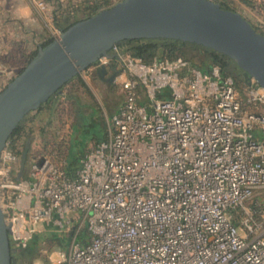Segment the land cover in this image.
<instances>
[{
	"label": "built area",
	"instance_id": "obj_1",
	"mask_svg": "<svg viewBox=\"0 0 264 264\" xmlns=\"http://www.w3.org/2000/svg\"><path fill=\"white\" fill-rule=\"evenodd\" d=\"M253 1L264 25V0ZM51 33L60 39L63 30ZM110 54L79 75L115 60L125 98L109 137L80 157L74 176L66 159L30 153V174L18 179L21 148L9 140L2 151L11 243L24 250L45 222L69 230L78 212L90 237L61 252L67 264H264V202H254L264 189V88L250 78L241 95L218 65L146 62L119 45Z\"/></svg>",
	"mask_w": 264,
	"mask_h": 264
},
{
	"label": "water",
	"instance_id": "obj_2",
	"mask_svg": "<svg viewBox=\"0 0 264 264\" xmlns=\"http://www.w3.org/2000/svg\"><path fill=\"white\" fill-rule=\"evenodd\" d=\"M136 39H175L232 58L248 79L264 88V34L240 12L215 0H121L71 25L37 54L0 92V160L10 136L32 111L54 98L80 71L114 46ZM103 66L100 74H107ZM116 73L113 75V79ZM29 143L22 154L24 174ZM10 226L0 198V264H15Z\"/></svg>",
	"mask_w": 264,
	"mask_h": 264
},
{
	"label": "rangeland",
	"instance_id": "obj_3",
	"mask_svg": "<svg viewBox=\"0 0 264 264\" xmlns=\"http://www.w3.org/2000/svg\"><path fill=\"white\" fill-rule=\"evenodd\" d=\"M36 1L37 0H34L32 5L34 6L33 12L37 23L30 25V28L33 29V33L42 31L40 41H43L44 38L46 39L48 36L52 35V30L59 28L52 16L54 15V9H58L61 0L59 4L57 0H45L48 2L50 9L40 12V14L35 4ZM215 1L221 3L228 0ZM64 2H67V0H64ZM0 10H2V3L0 5ZM256 30L264 34V26H257ZM36 45L37 43H34L31 52L34 51ZM119 47L124 50L126 49L122 45H119ZM15 50L18 51L16 54L10 53L6 55L8 56L6 58L8 61L12 60L11 62L14 63V65H17L16 67L18 68L16 71L20 73L19 70L22 71L28 64V55H30L31 52H28V50L24 52L23 46H17ZM202 54L204 57V52L190 50L187 52V57H184V59L191 62L192 67L198 68L195 64H200L202 62ZM19 67L21 68L19 69ZM18 73L12 75L11 78L0 80V92L16 75H18ZM247 81L243 82L239 80L237 83V88L241 95H245L246 93L248 87ZM124 98L125 94L122 86L116 82H109L108 77L107 79H102L98 74H94L89 79L85 80L82 76L77 75V78L71 84H68L53 98V103L45 105L41 110L32 111L28 114L24 122V133L19 141V143L25 145V147L23 146V151L29 143L28 160L24 176H28L31 171L30 153L48 156L55 155V159L58 160L55 162L61 165L65 163V161H63L64 159L67 160L69 151L79 153L81 150H88L91 146H94L96 141L108 138L112 130L111 117L119 105L123 103ZM261 112L264 113V106L261 107ZM259 133L264 137V133ZM60 137L63 139H59ZM261 199L264 200V189L258 192L254 202H260L262 201ZM79 215H81V213H79ZM70 225L69 230L59 231V229H56L57 231H50L49 234L44 236L46 239H42L39 243L38 248L33 254L34 256H19V258H16L15 264H67L66 262H61L60 254L66 250L61 249L54 234H58L57 238H59L61 244L65 247L67 246L68 249L74 239L80 241L85 237H89L84 223L74 220ZM42 227V225L39 226L40 229ZM39 228H36L34 236L37 234L41 235V233L38 232ZM83 228L84 230L81 235L72 236L74 235V231L79 232ZM65 235L71 236L67 238ZM11 245L16 249L14 255L21 252L14 247L13 243H11Z\"/></svg>",
	"mask_w": 264,
	"mask_h": 264
},
{
	"label": "trees",
	"instance_id": "obj_4",
	"mask_svg": "<svg viewBox=\"0 0 264 264\" xmlns=\"http://www.w3.org/2000/svg\"><path fill=\"white\" fill-rule=\"evenodd\" d=\"M224 8L236 11L228 1L221 2ZM109 8V4L107 2H102V0H96L94 4L90 5V7H87L82 10V13H79L80 9H73V11L70 12V14L67 15V17L57 18L55 17V23L61 30H66L71 25L75 24L78 21H81L83 19H86L88 17H91L101 10ZM71 17V19H70ZM255 27V25H253ZM256 29V27H255ZM54 40V38L51 36H48L46 39L44 38L43 41H40L37 43L34 51L30 53L28 58V63L31 61V59L37 54L39 46L47 45L51 43ZM120 45L124 46L126 51L131 52L134 56L142 58L146 62H151L154 59H178V58H186V54L190 50H196V51H202L204 52V57L202 54V62L200 64H195L199 69L203 70L204 72H208L212 69L213 66L218 65L221 67L222 71L226 75H231L234 77L236 84L239 82V80H242L243 82L247 81V77L244 75V71L237 65V63L230 58L229 56L220 53L212 48L204 47L202 45H198L195 43L185 42L181 40H175V39H136V40H129L122 42ZM74 77L71 81H69L62 89H64L68 84H71L75 79ZM241 78V79H239ZM80 81L83 83V81L80 79ZM61 89V90H62ZM53 98L49 99L47 102L43 103L42 106L39 108L40 110L44 108L45 105L53 103ZM38 109V110H39ZM28 115L25 117V119L18 125L17 129L13 132V134L10 136L9 140H11L12 144H14V147H19L20 152L23 153V146L24 144L19 143L20 138H22V134L24 133V122L26 121ZM259 137L264 138L261 133L258 134ZM78 152H71L69 151L67 155V163L65 165V170L68 175L74 176L78 169L80 168V157ZM86 226V225H85ZM84 226V228H85ZM84 228L79 231L78 233L75 231L74 236H79L82 234ZM87 228V226H86ZM87 232L88 228H87ZM56 239L58 240L61 249L68 250V247L61 244L60 239L57 238L58 234H54ZM45 235L37 234L35 235L32 240L29 242L28 246L21 250L18 254L16 253L14 255V258L21 257H29L32 256L36 249L39 246V243L44 239ZM67 235H65L66 237ZM71 235H68L70 237ZM90 237V233H89ZM89 237H85L81 239L80 243H87L89 240ZM46 239V238H45ZM53 239V238H51ZM34 256V255H33Z\"/></svg>",
	"mask_w": 264,
	"mask_h": 264
},
{
	"label": "crops",
	"instance_id": "obj_5",
	"mask_svg": "<svg viewBox=\"0 0 264 264\" xmlns=\"http://www.w3.org/2000/svg\"><path fill=\"white\" fill-rule=\"evenodd\" d=\"M33 1L4 0L2 2V10H1V18H0V80L11 78L12 75L18 73V71H16L18 68L16 67L17 65H14V63L11 62L12 60L8 61V59L6 58L8 56L6 55L10 53L16 54L18 52L15 50L17 46H23L24 52L25 50L31 52L34 43L40 42L42 31H36L35 33H33V29L30 28V25L32 24L34 25V23H37L35 14L33 12V7H34L32 5ZM95 1L96 0H67V2H64V0H61V3L59 4L60 0H57L59 6L57 10L54 9L53 12L54 15L52 17L54 20L55 17H57L58 19L62 17H67V15L70 14V12L73 11V9H80L79 13H82L83 9L90 7V5L91 4L93 5ZM119 1L121 0H104V2H107L109 4V7L113 6ZM228 2L236 11L240 12L244 17H246L251 22L252 25H255L256 27L264 26L260 22L261 16L257 12L253 0H228ZM38 13L40 14L39 10ZM20 68L21 67H19V69ZM20 71L21 70H19V72ZM119 72H120L119 65L115 60H113L111 64L108 65L107 74L103 76L100 73H95V74H98L102 79H107V77H109L111 74L116 73L117 75ZM117 110L118 108L115 110V112ZM102 140H98L96 141V143ZM86 151L87 150H81L79 152L80 153L79 157L80 155L82 156ZM259 191L261 190H258L255 193V197L256 195H258ZM261 200H262L261 202H264L263 199ZM72 218L73 221L77 220L80 221V223H82L81 215H79L78 212L72 213ZM42 226L43 227L40 229L41 235H47L49 234L50 231L54 230V228H52L51 225H48L46 222L42 223Z\"/></svg>",
	"mask_w": 264,
	"mask_h": 264
},
{
	"label": "flooded vegetation",
	"instance_id": "obj_6",
	"mask_svg": "<svg viewBox=\"0 0 264 264\" xmlns=\"http://www.w3.org/2000/svg\"><path fill=\"white\" fill-rule=\"evenodd\" d=\"M205 55V54H204ZM115 73H113V74H111L109 77H108V81L109 82H112V81H114L113 80V75H114ZM245 75V74H244ZM246 76V75H245ZM116 77V76H115Z\"/></svg>",
	"mask_w": 264,
	"mask_h": 264
}]
</instances>
